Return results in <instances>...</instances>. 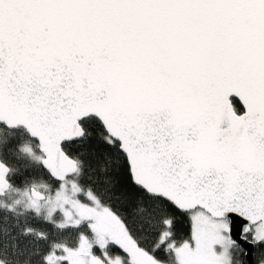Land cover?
I'll return each mask as SVG.
<instances>
[{"label":"snow or ice","instance_id":"6c2138e0","mask_svg":"<svg viewBox=\"0 0 264 264\" xmlns=\"http://www.w3.org/2000/svg\"><path fill=\"white\" fill-rule=\"evenodd\" d=\"M0 264H264V0H0Z\"/></svg>","mask_w":264,"mask_h":264},{"label":"trees","instance_id":"16d2710c","mask_svg":"<svg viewBox=\"0 0 264 264\" xmlns=\"http://www.w3.org/2000/svg\"><path fill=\"white\" fill-rule=\"evenodd\" d=\"M185 227H187V226H185Z\"/></svg>","mask_w":264,"mask_h":264}]
</instances>
